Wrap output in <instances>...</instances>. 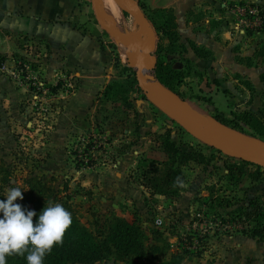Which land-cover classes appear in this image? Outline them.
<instances>
[{
  "label": "rangeland",
  "instance_id": "1",
  "mask_svg": "<svg viewBox=\"0 0 264 264\" xmlns=\"http://www.w3.org/2000/svg\"><path fill=\"white\" fill-rule=\"evenodd\" d=\"M71 1L78 17L73 27L87 24L85 30L96 41L95 62H87L88 56L78 51L83 59L60 65L56 61L73 56L75 48L61 47L53 54L44 40L26 37L19 40L21 51L8 58L11 64L0 58L1 73L17 89L25 87L30 94L22 111L6 108L4 115L0 113V199H6L8 187H20L23 199L15 203L29 208L32 203H60L75 211L93 232L105 228L114 216H123L139 224L145 245L158 246L152 264L181 254L183 239L193 236L199 238L193 240L197 249H188L181 264L220 263L232 253L230 238L254 225L251 212L264 208V166L206 145L152 104L136 81L131 49L100 27L91 0ZM133 1L151 26L144 35L154 56V67L147 76L170 89L183 102L188 116L197 110L218 123L214 117H220L226 122L220 124L246 143L264 142V37L243 47L253 52L251 63L232 72L233 77L222 79L226 88H219L211 76L185 61L176 40L160 32L157 23L166 21L175 8ZM224 1L232 35L240 28L230 5H257L264 13V0ZM122 15L133 26L132 35L137 19ZM240 46L229 48L237 55L243 52ZM15 63L25 69L24 74ZM158 63L177 67L180 75L161 72L166 85L156 76ZM13 69L18 77L10 74ZM83 81L94 89L89 93L93 97L89 109L84 111L86 124L61 128L62 115L70 119L79 115L78 120L83 116L74 113L71 100ZM245 111L254 113L256 121L245 122ZM90 134L95 146L86 156L76 157L73 151L82 148L81 139ZM158 218L162 220L159 226L155 224ZM14 257H7V264H16ZM92 264L126 263L110 258Z\"/></svg>",
  "mask_w": 264,
  "mask_h": 264
},
{
  "label": "crops",
  "instance_id": "2",
  "mask_svg": "<svg viewBox=\"0 0 264 264\" xmlns=\"http://www.w3.org/2000/svg\"><path fill=\"white\" fill-rule=\"evenodd\" d=\"M144 1L151 6L175 8L173 14L176 16V43L182 46L181 50L186 56L184 58L194 65L198 72L211 76L213 82L216 80L220 84L219 88H226L224 85L226 83L222 79L233 77L232 72L238 71L240 66L243 68L245 64L248 66L247 63H251L250 57L253 52H246L247 50L243 47L247 48L246 46L257 40L258 36L264 37V31L253 36L235 30L237 32L232 35L230 30L232 23L229 25L225 20V15L229 13L224 0ZM73 2L71 0H0V58H4L5 62L11 64L8 58L17 51H21L18 46L19 40L26 37V39L44 40L53 54L55 51H60L61 47L75 48L77 53L73 56L65 54L67 56L65 59L56 61L60 65L64 63L66 66L72 60L83 59L78 51L88 56L87 62H95L96 41L85 30L87 24L80 29L73 27L75 19L78 18L75 16ZM173 2L176 4H172ZM234 44H240L243 52L236 55L229 48V45ZM195 48L204 50L208 55H198ZM1 72L2 70H0V113L4 115L6 108L15 110L19 107L18 110L22 111L26 105L25 98L30 96L29 92H26L25 87L17 89L13 82ZM228 72L231 75H227ZM88 87H91V90H88ZM93 91V85L89 86V83L82 82L79 90L72 94L71 100L76 111L74 113L83 116L78 120L79 115H73L72 119L68 115H62L59 121L61 128L67 124L73 127L85 126L84 111L89 109L91 103L89 99L93 98L89 93L92 94ZM102 200L104 204L108 201L106 198ZM230 242L234 245L230 251L232 253L220 263L217 261L212 264H264V240L259 241L241 233L231 237ZM234 252L241 256L235 258ZM247 257L250 258V262L246 259Z\"/></svg>",
  "mask_w": 264,
  "mask_h": 264
},
{
  "label": "trees",
  "instance_id": "3",
  "mask_svg": "<svg viewBox=\"0 0 264 264\" xmlns=\"http://www.w3.org/2000/svg\"><path fill=\"white\" fill-rule=\"evenodd\" d=\"M157 24H159L158 27L162 34H167L172 41L176 40V22L173 13H171V16H169L166 21ZM263 31L264 23L258 33ZM247 34H252V32L248 31ZM195 51L200 56L208 55L207 52L202 49L195 48ZM3 59L4 58H1V60ZM185 61L187 63L189 62L187 60ZM155 72L157 78L163 81L164 79L161 72L168 73V76L169 74L172 75L175 73L176 77L180 75L178 69L175 70L167 63H158ZM165 84L167 85L166 82ZM214 118L220 123L226 124L220 117L215 116ZM242 118L245 122L256 121V117L251 111L243 112ZM86 150L87 148L85 147L83 151L86 152ZM73 153L76 154V157L80 156L77 149H75ZM167 174L169 173H165V176H167ZM167 179L168 177H166V180ZM44 207L45 205L42 203H32V208L22 206V208L36 213L33 217L34 224L37 222ZM65 209L71 213V226L65 232L63 243L54 246L52 251L46 254L43 264H92L110 258L125 262L126 264H152L151 257L154 256L158 246L145 245L144 232L136 222L129 221L121 216H114V219L110 221L105 228L93 232L80 222L75 211L69 208V210L67 208ZM0 216H2V214H0ZM251 220L254 221V225L245 231L243 229L242 232L259 241L264 240V208L259 207L254 209L251 212ZM191 239L192 237H189L188 240L186 239V241L183 242L181 254H172L168 260H159L156 264H181L183 256L190 253L186 245L191 243ZM24 259L23 256L15 255L14 257L16 264H27V261Z\"/></svg>",
  "mask_w": 264,
  "mask_h": 264
},
{
  "label": "water",
  "instance_id": "4",
  "mask_svg": "<svg viewBox=\"0 0 264 264\" xmlns=\"http://www.w3.org/2000/svg\"><path fill=\"white\" fill-rule=\"evenodd\" d=\"M122 13L137 19V28L132 35L108 24L100 9L99 0H91L96 20L100 27L120 40L132 51V67L135 69V78L146 98L158 107L163 113L181 125L188 133L213 147L223 154L257 166H264V142L258 141L246 145H231L217 137L210 129L190 121L186 117L183 102L168 88L159 84L154 76H147V72L154 67L152 44H145L143 34L151 30L146 15L137 7L133 0H114Z\"/></svg>",
  "mask_w": 264,
  "mask_h": 264
},
{
  "label": "clouds",
  "instance_id": "5",
  "mask_svg": "<svg viewBox=\"0 0 264 264\" xmlns=\"http://www.w3.org/2000/svg\"><path fill=\"white\" fill-rule=\"evenodd\" d=\"M4 195L6 199L0 200V264H7L12 255L23 256L27 264H43L46 254L63 243L71 213L62 204L48 201L34 224L36 213L15 203L23 199L20 187L10 186Z\"/></svg>",
  "mask_w": 264,
  "mask_h": 264
},
{
  "label": "bare ground",
  "instance_id": "6",
  "mask_svg": "<svg viewBox=\"0 0 264 264\" xmlns=\"http://www.w3.org/2000/svg\"><path fill=\"white\" fill-rule=\"evenodd\" d=\"M99 3H100V9L102 11L105 21L111 25H114L119 30L123 31L124 33L131 35L133 31V26L130 25L124 19V16L122 15L115 1L114 0H99ZM147 34L146 32H144L143 37L144 35L146 37ZM186 117L190 121L210 129L217 137H219L221 140L225 141L228 144H231V145L248 144L243 139H240L233 131H231V129H228L224 125H221L220 123L211 119L205 113H202L196 110V113H194L193 116L186 115Z\"/></svg>",
  "mask_w": 264,
  "mask_h": 264
},
{
  "label": "built area",
  "instance_id": "7",
  "mask_svg": "<svg viewBox=\"0 0 264 264\" xmlns=\"http://www.w3.org/2000/svg\"><path fill=\"white\" fill-rule=\"evenodd\" d=\"M230 7H231L232 14L235 15V18H234L235 22L238 24L241 31H244V30L246 32L250 31L253 34V33L258 32L262 28L263 23H264V13L261 10V8H259L257 5L236 2L230 5ZM14 67L16 69L18 68L23 69L22 74L25 73L24 71L25 69L20 65V63L19 65H16L15 63ZM10 74L13 75L14 77H18V73L15 69L11 70ZM33 83L38 87L37 85L38 83H35L34 81ZM32 86L30 85V87ZM94 138H95L94 135L90 134V136H85L81 139L82 141L80 144L82 145V148L77 149L78 152L80 153V156H83V155L86 156L87 152L95 146ZM85 147L87 148L86 152L83 151ZM155 224L157 226L161 225L162 220L160 218L156 219ZM194 239L199 240L198 237L193 236L191 239V243L186 245L187 249L189 250L190 248H192L193 250L197 249L196 243H194L193 241ZM183 240L186 241L185 238ZM199 250H201V246Z\"/></svg>",
  "mask_w": 264,
  "mask_h": 264
}]
</instances>
